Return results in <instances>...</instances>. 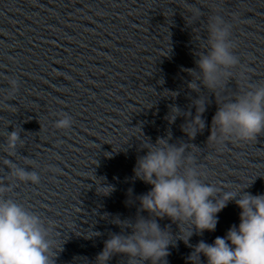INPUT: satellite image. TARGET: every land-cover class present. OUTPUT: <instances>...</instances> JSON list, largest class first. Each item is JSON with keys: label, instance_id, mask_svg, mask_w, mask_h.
Instances as JSON below:
<instances>
[{"label": "water", "instance_id": "1", "mask_svg": "<svg viewBox=\"0 0 264 264\" xmlns=\"http://www.w3.org/2000/svg\"><path fill=\"white\" fill-rule=\"evenodd\" d=\"M213 32L223 33L233 63L218 65L207 86L197 61ZM258 88L264 0H0V199L38 216L56 243L53 264H97L106 240L131 234L114 219L149 218L135 201L149 186L132 171L144 142L181 148L178 172L202 173L220 189L215 198L238 186L264 194V129L234 141L211 123L218 108ZM198 106L203 127L193 123ZM100 186L113 190L101 195ZM238 211L228 201L214 231L193 230L188 246L176 237L190 225L153 218L174 240L165 264H185L190 246L223 236ZM130 259L148 264L121 253L105 264Z\"/></svg>", "mask_w": 264, "mask_h": 264}, {"label": "clouds", "instance_id": "2", "mask_svg": "<svg viewBox=\"0 0 264 264\" xmlns=\"http://www.w3.org/2000/svg\"><path fill=\"white\" fill-rule=\"evenodd\" d=\"M211 38L214 42L207 55L197 61L202 82L207 86L215 82L218 65L233 63L222 42L223 33L213 32ZM202 111L203 108L198 106L193 120L198 127H203L199 120ZM211 123L220 133L231 134L234 141L252 140L264 129V88L224 104L215 112ZM66 124V120H58L56 127L62 128ZM214 138V133L209 136L210 140ZM16 139L15 132L9 133L8 147L11 148ZM142 147L146 149L145 154L136 160L132 171L135 179L149 186L146 193L135 198L139 210L148 213L149 218L137 216L132 223L114 219V223L130 227L131 234L113 235L106 240L96 257L97 264H105L113 253L138 257L148 264H161V261L165 264L164 258L174 240L153 218L167 217L177 225H190L184 239L176 237L188 246L193 230L197 235L214 231L217 213L228 201H233L239 210L238 222L230 225L223 236L214 238L210 244L201 240L190 246L192 251L185 258V264H201V257L204 264H264V194L239 193L241 187L238 186L215 198L220 189L197 178L202 173L198 174L191 167L185 168L183 173L178 172L181 148L169 146L160 138L155 144L144 142ZM16 175L20 179H36L23 170H17ZM112 190V186L97 188L101 195ZM127 195L131 197V190ZM53 247L56 243L50 238L49 230L42 227L38 216L10 199H0V264H53ZM129 264L136 262L130 259Z\"/></svg>", "mask_w": 264, "mask_h": 264}]
</instances>
